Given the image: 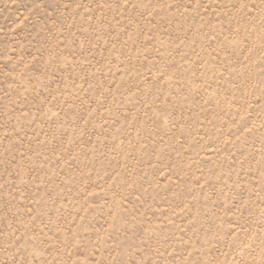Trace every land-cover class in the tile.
<instances>
[{
	"label": "rangeland",
	"instance_id": "rangeland-1",
	"mask_svg": "<svg viewBox=\"0 0 264 264\" xmlns=\"http://www.w3.org/2000/svg\"><path fill=\"white\" fill-rule=\"evenodd\" d=\"M0 264H264V0H0Z\"/></svg>",
	"mask_w": 264,
	"mask_h": 264
}]
</instances>
